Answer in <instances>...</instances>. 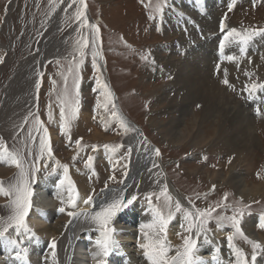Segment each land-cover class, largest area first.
<instances>
[{"label": "rangeland", "instance_id": "374dc122", "mask_svg": "<svg viewBox=\"0 0 264 264\" xmlns=\"http://www.w3.org/2000/svg\"><path fill=\"white\" fill-rule=\"evenodd\" d=\"M167 1L85 0L86 12L90 19L89 24L97 25L100 30V39L96 42L100 55L96 62L99 75L103 83L107 85V91L111 93L108 110L106 111L103 107L106 102L102 95L103 90L98 89L95 81L97 73L92 68L91 43L83 50V55L76 53V41L82 36L88 37L91 42V29L78 28L74 32L75 28H71L76 21L74 19L72 25L64 26L63 28H66L59 34V38H63L71 33L62 57L45 63L37 102L38 111L32 112L40 116L43 128L48 131L52 158L47 155L46 151L44 153L40 151V136L44 133L43 130L39 132L35 130L32 115L28 116L15 132L11 131L8 134L0 130V143L9 152L18 154L23 161L31 190L41 175L58 171L64 175L62 166H67V176L74 188L80 182L82 172L86 173V178L83 179L84 184L91 189L90 195L94 199L105 188L121 184L126 175L125 165L128 166L130 159V149L126 145V140L134 131L131 129L124 132L117 126L116 120L111 117V107L115 104V110H119L129 122L142 130L144 138L159 149L162 164L167 168L166 174L176 192L183 194L185 199L192 202L198 212H210L204 230L209 233L220 229L230 231L233 234L232 245L244 255L247 264H255L261 254L259 247H253V244L257 243L247 239L245 235L235 234L230 222L220 221L219 218L233 216L236 214V209H243V218L252 214L264 215V88L260 87L264 85V76H262L264 75V47L255 51L245 50L248 46L259 45L257 35L244 45L237 42L240 39L239 36L230 37L229 41H226L231 44L230 51L223 48L221 56L214 54L216 53L214 47L217 48V45H220V41L216 43L217 39H224V36L232 29L241 34L245 31L264 32L262 31L264 30V0H244V2L235 0L231 3L233 5L231 11L226 2L223 6L207 1L204 4L206 10L212 8L213 5V8L217 10L214 25L212 23V27L207 28L206 31H213L214 26H217V29L220 28L222 19L225 23L224 31L217 30L213 36L208 32L209 38H206L208 45L205 44L207 41L204 37L198 40L204 44L207 58L208 56L212 58V61L209 59L205 62L208 70L205 75L208 76H206L207 79L211 78L216 85L211 90L218 94V99H216L219 101H221L220 91L223 90L222 93L228 94L234 106H238L240 111L250 115L247 117L249 121L247 120L246 124L234 120L233 125L224 122L223 126L218 118L215 121L203 118L199 103L196 101L187 103L184 100L183 95H189L185 88L194 86L193 92L196 91V80H191L189 76L185 77L186 80L182 78L186 83L184 81L174 83L167 75L166 68L171 66V61L182 59L186 54L185 51H180L181 47H177L179 51L175 47L178 52L171 54L170 51L174 49L172 46L174 40L182 35L185 41H192L191 37L194 36V32H197L193 21L186 20L181 25L175 24L174 21H178L179 16H171L172 18L168 19L170 28H163L165 21L163 13ZM61 2L62 0H0V42L7 46V49L0 48V58H2L0 91L7 79L9 80L16 71L20 62L35 55L41 49L40 43H43L42 51L45 50L47 42H41V39L46 34L51 15ZM206 16L208 13L200 18ZM189 28L190 31H188ZM211 42H214L213 47ZM178 43L179 46L185 44ZM197 45L196 41L187 48L195 49L194 46ZM205 45L209 49H206ZM228 56H232L233 59L228 60ZM238 59L244 64L247 62L251 64L252 59H257V64L262 66L260 74L254 72V75L251 74L245 78L251 86L257 85L254 91L252 87L243 86L238 79L232 81L234 78L225 77L226 73L223 75L220 73L221 65L234 64V61ZM80 61L82 63L79 69H76L75 66ZM70 66L73 68L72 74L68 73ZM186 67H188L187 64ZM182 69L183 75L184 66ZM211 69L214 72H209ZM61 73L67 75V87L73 94L74 78L76 75L80 78L78 97L80 102L75 117H71L70 110L66 108V116L69 118L67 136L63 135L60 130L61 94L65 87L64 75ZM225 79L228 84L223 83ZM53 81H55L54 84ZM255 94H257L255 98L259 100L252 99ZM204 100L206 99L201 97V103L204 102L206 105L207 100ZM98 103L101 107H97ZM204 104L202 105L205 106ZM179 105H182V112H185L186 108L184 118H181L183 115L173 111ZM207 106L209 109L213 108L211 105ZM49 111L52 114L51 121L48 119ZM212 112L214 115H221L217 108ZM246 128H252L251 137L248 139L244 136ZM170 130L173 135L169 132ZM177 130L181 132V139L176 134L180 140L174 135ZM57 133H61L59 137H56ZM94 133L101 134L105 141L98 137L94 139L92 136ZM76 139H81L79 146L75 143ZM93 145H95V150H93ZM104 145L110 146L108 150L111 154L113 153L112 160L109 158L108 162L97 165L94 153L101 148L105 149ZM113 148L115 151L112 150ZM88 156L93 157L91 168L86 167ZM33 166L38 169L34 183L31 182ZM219 175L220 177L214 180V177ZM236 176H239L238 179L235 178ZM110 177L115 178L109 179ZM17 178L19 179V169L15 166L8 172L0 173V182L5 189L15 184ZM155 178V182L145 187L144 191L136 190L128 194L130 198V195L136 196L138 193L133 203L141 199L140 202L150 205L148 197L151 194V205L156 208L163 205V197L160 200L156 199L162 190L161 183H158L162 175L156 172ZM235 181L242 182L243 187H241L244 188L242 195L237 192L238 186H235ZM8 197L3 195L0 198V230L11 223L14 215V207L11 205L14 197H9L10 199ZM172 205L174 217L171 221L177 219L188 224V221L184 219L183 211L175 212L174 204ZM164 211L166 213L167 209ZM192 214L195 216L197 212ZM259 231L264 235V229L260 228ZM185 236L193 239V229L191 233L184 231L172 235V243H169L170 251L167 252L169 259L177 251L181 252L184 249ZM254 253L255 261L252 260Z\"/></svg>", "mask_w": 264, "mask_h": 264}, {"label": "bare ground", "instance_id": "6f19581e", "mask_svg": "<svg viewBox=\"0 0 264 264\" xmlns=\"http://www.w3.org/2000/svg\"><path fill=\"white\" fill-rule=\"evenodd\" d=\"M206 1L211 4L218 3L221 6H223V3L226 2V5L228 6L235 0L167 1L163 13V18L165 20L163 28H170V21L168 19H171V16H179V23L177 20H175V24L181 25V23L186 20H188L189 22L193 21L192 23L196 25L197 32H194V36L191 37L192 41L186 40V42L182 35L180 37L178 36L179 39L177 38L176 40H174V42L172 43L174 49L170 51L171 54H175L179 51L177 47H181L180 51H185L186 54L182 59H175L171 61V66L168 69L166 68V72L168 73L167 75L170 80L174 83L184 81L183 79H185V77L188 78L189 76H191V80L197 81L195 82L196 91L193 92V85H191L193 86V88H185L186 91L189 92V95L184 94L183 98L187 101V103H189L188 101H196L197 103H199L201 106L200 111L203 115V118L207 120L212 119L214 121L220 119L222 122V126L224 125V122H229L230 125H233L234 120L246 124L248 120L247 117L250 115H247V113H245L244 111H240L241 109L239 110L237 108L238 106H234V104L232 103L233 101L230 100L227 96L228 94L222 93V89H220L222 91H220L221 95H219L221 101L217 100L218 94H215L214 91L211 90L216 86L215 82L211 81V78L207 79L208 76L205 75L208 72L205 62L209 61V59L212 61V58H210V56H208L209 58H207V56L205 55L204 44L200 43V41L198 40H200L201 37H204L205 41H207L205 44L208 45V40L206 39L209 38L207 36L208 32H210V34L213 36L214 32L218 30L217 26H214L215 29L213 31H206L207 28L212 27V23L214 25V17L217 13V10L213 8L214 5L212 6V8H209L207 10L206 8H204V4L206 3ZM70 3L71 0H62L61 4L56 8V10H54L53 14L51 15L50 20L48 21L46 34H44L41 39V42H47L45 50L42 51L43 43H40L41 49H39V51L35 55L23 59L10 79H7V82L4 83V86L1 89L2 91H0V130H4L8 134L11 131L15 132L17 128L23 125L28 116H30V113L38 111L37 102L40 96V88L42 85L41 78L44 74L45 63L52 60L55 61L57 60V58L62 57V53L63 51H65L68 45L67 40L71 36V33H69L68 35H65L66 37L63 36V38H59L60 32L63 31L67 26L72 25L76 10L79 7L78 0L77 4L71 8L68 7ZM206 13H208V16H206L205 18H200L201 16H205ZM85 17L90 23L87 12H85ZM64 26L66 27L63 28ZM72 26L73 27L71 28H75V32L79 28V22L74 21V24ZM188 31H190V28L188 29ZM198 33H200V35H197ZM212 36L211 40L213 41ZM257 37L260 41V43L258 42L259 45L257 44V46L255 47L248 46L247 48H245V50L249 49L250 51H255L260 47H264V32L257 35ZM196 41L198 45L194 46L195 49L187 48L189 46L191 47V45H193V42ZM178 42H181V45L184 43L185 44L179 46L180 44ZM217 42L218 39L216 43ZM227 42H225L224 48L225 50L230 51L231 44H228ZM207 45H205V47ZM211 45L213 47L214 42H211ZM175 47L178 49V51H176L177 49H175ZM0 48L7 49V46H4L0 42ZM206 49L209 48L206 47ZM214 49H216V47H214ZM214 54L216 55V53ZM257 59H252L251 64L248 62L244 64L243 62H239L238 59L234 61V64H228L227 66L221 65L220 73L222 75L223 73H226L224 74L225 77L234 78L232 79V81L238 79V81H240L243 86L246 85V87L251 88L252 86L247 83L245 78H247V76L253 74L254 72L260 74L259 71H262V66L257 64ZM183 61L184 64H182ZM168 62L170 61L168 60ZM186 64L188 65V67H186ZM183 66L185 71L182 75ZM209 72H214V70L211 69ZM1 73L2 70L0 69V75ZM38 81L40 82L39 89H37L36 87ZM189 83L190 81L188 82V84ZM236 87L238 86L236 85ZM201 97L207 100L206 105L204 104V102L201 103ZM202 104H204L205 106H203ZM207 105H211L213 108L209 109V106ZM181 108L182 105H179L175 107L174 110H172L174 112H177L179 115H183L181 116V118H184L186 117V108L185 112H182ZM215 108L220 111L221 115L217 116V114H213L214 111L212 112V110ZM116 111L120 116L124 118L126 123L130 126V129L134 131V133L126 140V145L130 149V159L127 166L125 178L123 179L121 184L119 186L112 185L105 188L94 199H92V203L90 205H85L84 200L87 199L91 194V189L85 186V181L83 179L84 177L86 178V173L82 172L81 177L79 174L80 182L76 186L75 192L73 193L76 199V207L70 208L67 203L69 197V184L66 181L61 188H57L56 186L64 175L60 171L47 175H41L35 182L36 184L32 187V208L29 211L28 216L26 217V224L30 231L27 233L21 231L20 235H17L15 229L10 228L8 232L5 233L4 237H0V264H97L100 246L97 245L96 241L102 239L101 229L99 225L95 223L90 217H85L83 215L79 217H69L67 215V212L76 211L81 213L88 212L94 214L95 212L100 210L102 205L110 203L113 199H117L120 196L129 198V193H132L136 190L144 191L143 189L145 187L153 184V181L155 182L156 172L162 175V178L158 183H161L160 186H162V188L167 186L168 194L172 197L173 204H175L176 201H179L182 208L188 210L191 213H198L192 202H190L188 199H185V197L182 196L183 194L181 195L177 193L175 188L172 186L170 178L166 174L167 168L162 164V160L160 157L161 155H155L153 150L156 148L153 146L152 142L146 140L144 138L145 135L143 131L140 130L132 122H129V120L125 116H123V114L119 112V110ZM178 124H180V122ZM169 132H171L173 135L172 130H170ZM244 132L245 138L248 139L251 137L252 128H246ZM60 134L57 133L56 137H59ZM176 134L179 135V137L181 136V132L179 130L174 133L175 138H178ZM92 136L94 139H97L98 137L100 140L105 141V138L99 133H94ZM249 141L252 140L249 139ZM94 154L95 162L97 163V165H99L103 162H108L107 160L109 158L112 160L113 153L111 154L110 150L108 149L101 148ZM12 168H14V166L10 165L9 163L0 162L1 174L10 171ZM239 176H236L235 178L238 179ZM219 177L220 175L215 176L214 180L218 179ZM235 182V186H238L237 192L239 193V195H242V193L244 192V188H242L243 186L241 185L242 182ZM137 195L138 193L136 194V196ZM2 196L3 194H0V198ZM140 200L141 199H138L137 202L125 208L123 211L117 213V215L113 218L110 225V227L115 229L112 235V239L115 240L119 246L113 247L110 250L109 255L103 258L106 264H150L148 259L144 256V250L141 249L139 245L146 242L145 234H148V240H153L158 235L156 229H149L144 227L145 225L153 223L154 216L152 209L156 207L153 205L144 204L140 202ZM188 203H190L191 205ZM60 207H64L66 211L64 213L59 212L58 209ZM259 217L260 216L258 215L252 214L241 220V229L245 237L251 241L256 242L259 245L261 254L256 260L255 264L264 263V235H262V233H260L259 231ZM187 225L188 224L182 222L181 220L175 219L168 224L165 233L159 234L163 238L167 248L171 247V245L169 246V243L173 239L171 238L172 235L177 232H186ZM229 234H231V232L224 229L214 230L213 233H209L203 230L200 235L197 236L196 228L194 227L193 239L197 241L196 256L199 258L198 264L199 262H202V264H233L235 262L236 264V252H239V250L234 245L229 246V243L226 240ZM205 236H207L209 241L207 243L204 239ZM53 239H55L56 242L55 255H53V250L49 247V244ZM11 240H16L17 243L14 245L10 243ZM18 251L21 253V255H24V253L26 252V258L23 260H18L16 258V253ZM175 255H173V257ZM213 255H215L216 257L215 260L212 259ZM241 255L244 258V255ZM248 255L247 258L249 260Z\"/></svg>", "mask_w": 264, "mask_h": 264}, {"label": "snow or ice", "instance_id": "6c2138e0", "mask_svg": "<svg viewBox=\"0 0 264 264\" xmlns=\"http://www.w3.org/2000/svg\"><path fill=\"white\" fill-rule=\"evenodd\" d=\"M79 7L76 10L74 19L79 22V29L90 28L91 29V42L89 41L88 37L82 36L80 40L76 41V53L79 55H83V50L89 46V43L92 45V68L97 73L95 76V81L97 84L98 89H102V95L105 97V104L103 107L105 110H108V103L110 102L111 93L107 91V85L103 83L100 75H99V68L97 65V57L100 53L97 50L96 42L100 39V30L99 27L95 24H89L88 20L85 17L86 8L85 0H78ZM77 4V0H71V3L68 5L69 8L73 7ZM233 5H229V10L231 11ZM221 31H224L225 23L224 19L220 22ZM264 31V30H262ZM259 32H247L245 31L243 34L238 33L235 29H232L228 32L224 39L220 42L221 49L224 48L225 42L229 41L230 37L239 36L240 39L237 41L241 45L247 44L254 36L259 35ZM228 60H232V56L227 57ZM0 62H2V58H0ZM80 61L76 64V69H79ZM68 73H73V68L70 66L68 68ZM61 75H64L61 73ZM67 75H64L65 80V87L61 94V106H60V130L61 133L65 136L68 135L69 131V118L66 116V108L70 110L71 117H75L76 113L78 112L79 106V89H80V78L78 75L74 78V94L69 91L67 87ZM55 81H53V84ZM223 83L228 84V81L225 79ZM37 89L40 87V82L38 81L36 84ZM261 88H264V85H260ZM257 88V85H252V90L254 91ZM97 107H101L98 103ZM33 116L34 126L36 131L43 130V135L40 136V151L41 153L47 152V155L51 157L52 150L50 146V137L48 135V131L46 128H43L42 121L40 116L34 113H30ZM111 117L116 120L117 126L122 129L124 132L130 131V126L126 123L124 118L120 116L117 111L115 110V104H112L111 107ZM48 119L51 121L52 114L51 111L48 113ZM107 130V129H105ZM71 139V137H69ZM76 145L79 146L81 144V139H76ZM105 149H108L109 145H104ZM119 147V146H116ZM93 150H95V145H93ZM115 151V148L112 149ZM156 156L160 155L159 149L153 150ZM75 159V157H74ZM92 156H88L86 161V167H92ZM0 162H7L12 166H15L19 169V179L13 185H10L8 189H5L0 182V194L5 196L14 197L11 200V203L14 207V215L11 218V223H9L6 227L0 230V237H4L5 233L8 232L9 228H14L17 235H20L21 231L27 233L30 229L27 227L26 224V217L29 214V211L32 208L31 198L33 196V192L29 186V179L26 178V173L24 170L23 161L18 157V154L11 153L7 150V148L0 143ZM155 166V165H154ZM64 168V176L60 179L58 184L56 185L57 188H61L62 185L67 181L69 184V197H68V206L70 208L76 207V199L73 193L75 192L74 186H72L71 181L68 179L67 176V166H62ZM125 167H127L125 165ZM38 171L37 168L33 166L31 171V182H35V175ZM55 171V169H53ZM126 174V173H125ZM115 177H110L109 179H114ZM163 197V205L159 208H153V216L154 221L152 224L145 225L144 227L149 229H156L158 235L153 240H148V234H145V243L139 245L141 249L144 250V256L148 259L150 264H198V257L196 256L197 251V241L192 239L190 236L184 237V250L182 252L177 251L176 255L171 259L167 258V252L170 251L169 248L166 247L163 238L159 234L165 233V230L168 224L174 217V213L172 211V197L168 194L167 186L162 188L159 195L156 196L157 200H160ZM227 197H225L226 199ZM92 196L89 195L87 199L84 200L85 205H90L92 203ZM137 199L135 195H131L130 198H125L124 196H120L117 199H113L110 203L102 205L100 210L95 212L94 214L88 212H76V211H68L67 215L69 217H79L81 215L85 217H90L95 223H97L101 229V236L102 239L97 240V245L100 246V251L98 253L97 264H106L103 258L109 255L110 250L113 247H118L119 245L116 243L115 240L112 239V235L115 231L114 228L110 227L113 218L117 215V213L123 211L125 208L129 207L133 204V202ZM149 204L151 205L152 196L151 194L148 197ZM126 200V202H125ZM175 212L184 213V219L188 221L187 231L189 233L192 232V229L196 228V235L199 236L200 233L204 230V225L207 223V217L210 216V212H198L195 216L187 210L182 209L181 204L179 201H176L174 204ZM164 209H167L165 213ZM59 212L64 213L66 209L64 207H60ZM243 209H236V214L230 217H220L219 220H228L231 224V227L234 229L235 234L243 236L244 233L241 229V219L243 218ZM192 217V219H189ZM183 226V225H182ZM218 222V227H219ZM258 227L264 229V215L259 217ZM34 235V234H33ZM205 242H209L207 236H205ZM246 239V238H245ZM227 241L229 246L232 245L233 241V234H229L227 237ZM10 243L16 244V240H11ZM50 249L53 250V255H55V248L56 242L53 239L49 244ZM254 248L259 247L258 244H253ZM27 253L25 252L24 255L18 251L16 253V258L18 260H23L26 258ZM237 260L236 264H247L244 260L242 255L237 251L236 252ZM213 260L216 259L215 255L212 257ZM256 256L255 253L252 256V260L255 261ZM202 264V262H199Z\"/></svg>", "mask_w": 264, "mask_h": 264}, {"label": "water", "instance_id": "95a60500", "mask_svg": "<svg viewBox=\"0 0 264 264\" xmlns=\"http://www.w3.org/2000/svg\"><path fill=\"white\" fill-rule=\"evenodd\" d=\"M84 11L86 12V8L84 9ZM116 108H118V107H116Z\"/></svg>", "mask_w": 264, "mask_h": 264}]
</instances>
